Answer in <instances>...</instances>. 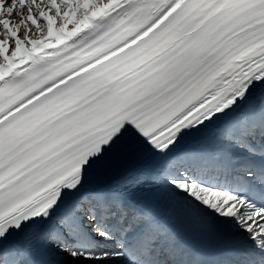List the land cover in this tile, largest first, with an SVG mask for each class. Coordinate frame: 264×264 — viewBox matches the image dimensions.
Masks as SVG:
<instances>
[{
    "label": "snow or ice",
    "instance_id": "obj_1",
    "mask_svg": "<svg viewBox=\"0 0 264 264\" xmlns=\"http://www.w3.org/2000/svg\"><path fill=\"white\" fill-rule=\"evenodd\" d=\"M18 6L0 19V264H264V0H0V17ZM115 155L137 174L90 190ZM145 175L222 252L194 258L129 210Z\"/></svg>",
    "mask_w": 264,
    "mask_h": 264
},
{
    "label": "bare ground",
    "instance_id": "obj_2",
    "mask_svg": "<svg viewBox=\"0 0 264 264\" xmlns=\"http://www.w3.org/2000/svg\"><path fill=\"white\" fill-rule=\"evenodd\" d=\"M8 1L9 0H5V5H7V3H9V6H10L11 3L13 2V0H11L10 2H8ZM37 2L41 3L42 7H43L45 4H47L48 0H37ZM27 15H28L27 6L23 10L19 9V6H18L17 9L14 10V12L12 14V16H14L16 18L17 17H26ZM33 15H36L38 18V10L35 8L33 9ZM4 18H5V16L1 17V19H4ZM17 21H18V19H17ZM10 22L12 25L14 24L13 26L16 25L14 20H11ZM26 24H27V27H25L23 30L20 29L19 35L21 38L25 37L27 30L37 29L34 25L31 24L30 21H26ZM31 26H32V28H30ZM21 28H23V25L21 26ZM2 33H3V29H2V27H0V35H1L0 38H4ZM140 164H141V161L138 158L121 157L119 155H115L111 158V163L107 166V167H111L113 169L112 173L108 174L107 176H103L99 179L95 178V179L90 181V184L96 183L97 180L100 181V184H102L104 182H108L109 184H112V185L113 184H120V182L117 180V178L127 176V173L133 167H136Z\"/></svg>",
    "mask_w": 264,
    "mask_h": 264
},
{
    "label": "rangeland",
    "instance_id": "obj_3",
    "mask_svg": "<svg viewBox=\"0 0 264 264\" xmlns=\"http://www.w3.org/2000/svg\"><path fill=\"white\" fill-rule=\"evenodd\" d=\"M11 0H9L8 2H10ZM46 5V4H45ZM5 7H9V3H7V5H5ZM5 18H7V19H9L10 21L11 20H14L15 21V24H18V23H20L21 22V19H22V17H14V16H11V17H8V16H5ZM0 19H1V17H0ZM17 19H18V21H17ZM38 19H39V17H38ZM14 25V24H13ZM25 28V26H23V28H20V29H24ZM30 28H32V26L30 27ZM40 28L41 29H43V30H46V25H45V22H43V21H41V23H40ZM37 30V31H36ZM22 35V34H21ZM26 35H29L31 38H40V31L38 30V29H32L30 32L27 30V32H26ZM1 36V35H0Z\"/></svg>",
    "mask_w": 264,
    "mask_h": 264
}]
</instances>
